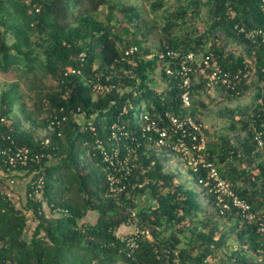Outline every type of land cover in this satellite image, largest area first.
Instances as JSON below:
<instances>
[{"label":"trees","instance_id":"16d2710c","mask_svg":"<svg viewBox=\"0 0 264 264\" xmlns=\"http://www.w3.org/2000/svg\"><path fill=\"white\" fill-rule=\"evenodd\" d=\"M176 1L178 13L163 17L167 43L154 51L143 44L152 26L159 28L164 0L151 4L152 20L143 16L145 5L126 0H0V74L16 72L14 80L0 81V264H211L226 248L225 264H264V235L256 225L237 208L222 212L206 168H190L186 179L180 169L168 172L166 161L175 154L147 130L152 121L170 128V115L189 114L201 124L198 96L209 87L202 75L201 82L194 77L192 105L182 107L180 77L166 71L170 64L177 73L178 62L160 53L213 54L231 71L254 64L262 104L232 156L247 158L259 173L250 188L240 190L232 176L231 184L264 216V158L258 161L254 142L256 130L264 133V38L236 29L264 34L262 0ZM102 7L105 19L98 17ZM204 9L209 28L196 29L194 38L172 32L180 18L185 23L190 12L198 19ZM218 32L243 53L205 47ZM131 46L139 52L129 59L124 51ZM242 88L229 96L243 98L250 87ZM21 148L30 158L11 165ZM216 149L206 143L201 153L229 180L230 151ZM117 150L124 161L117 175L126 187L114 192L109 157ZM140 195L149 197L147 205L136 203ZM134 222L150 227L152 238L140 239L132 253L118 235Z\"/></svg>","mask_w":264,"mask_h":264},{"label":"built area","instance_id":"2783aa9c","mask_svg":"<svg viewBox=\"0 0 264 264\" xmlns=\"http://www.w3.org/2000/svg\"><path fill=\"white\" fill-rule=\"evenodd\" d=\"M228 3L230 0H226ZM262 9L264 11V0H262ZM229 14L234 15L235 12L231 8ZM239 32L246 35V37L255 38L264 34L260 30H246L243 27L236 25ZM139 52L137 46H131L124 51L126 57L131 59ZM153 55H147L146 59H150ZM161 59H168L177 61V73L170 66L167 67V73L180 77L181 85L185 89L182 95V107L189 109L191 107V87L193 79L202 75L204 80L208 81V86L215 88L216 86H223L227 92L239 94L242 87L250 84L254 77L252 69L246 66L244 69L231 71L223 68L217 61L214 60L213 54L196 55L194 52L182 54L179 50L167 49L165 52L159 54ZM135 59V57H134ZM75 72L70 69V72ZM264 73V67L261 70ZM259 81V79L257 80ZM170 128L166 126L160 127L157 122L152 121L148 124L147 130H153L159 134L157 145L170 150L171 153L179 157L183 163L188 164L195 172L202 166L208 171V180L210 181L209 190L216 195V202L222 212L230 211L233 207L241 211L242 216L247 219L248 223L255 224L257 232L264 235V216L258 212L251 211V204L242 198L233 188L232 184L223 177L222 173L214 163L207 161L205 156L201 153L205 149L206 139L202 132V125L196 121L191 115L185 117H178L170 115ZM201 137V138H200ZM190 138V143L186 141ZM200 139V140H199ZM199 140V142H198ZM254 142L259 150L264 154V133L262 131H255ZM119 151L117 150L112 157H109L112 171L108 174V180L111 191L119 192L125 189L123 181H120L117 173L123 170L124 161L117 158ZM30 158L29 150L26 148L19 149L15 155L10 157V164L15 165L26 164ZM39 159V157H36ZM62 214H67V211H60ZM123 234H126L122 237ZM118 235L123 242H127L128 247L132 250L139 247L140 239H151L152 233L148 226H142L140 223L134 222L131 224L129 231ZM150 264V263H138Z\"/></svg>","mask_w":264,"mask_h":264},{"label":"rangeland","instance_id":"374dc122","mask_svg":"<svg viewBox=\"0 0 264 264\" xmlns=\"http://www.w3.org/2000/svg\"><path fill=\"white\" fill-rule=\"evenodd\" d=\"M125 1V0H123ZM128 4H138V5H145V11L143 16L147 17V19L152 20L153 14L151 13V4L154 1H161V0H126ZM205 1V0H204ZM108 13L107 7H102L98 13V17L100 19H105L106 15ZM170 14H177L178 13V6L176 0H164L163 8L159 12V28L153 25L152 31L149 36L144 42L145 47L152 48L154 51H157L160 47L161 40H164L165 43H167L166 39H161L162 35L166 32L163 30V26L166 24V21L163 19L166 15ZM186 22H182V18H180L176 22V26H173L171 28L172 32L175 33V35H179L182 38H185L186 36H189L191 38H194L196 34L195 32H199L196 29L206 30L209 28L211 24V19L208 18V13L204 9V12L202 13L201 17L198 19H192L190 12L186 16ZM155 22V21H154ZM160 31V32H159ZM205 47L210 45H214L217 47H222L226 52L229 51L232 47H234L237 51L235 54L239 55L240 53H243V47L238 46L235 43L228 42L222 35V33H216L214 35L209 36V40ZM201 47V46H199ZM198 47V48H199ZM252 72L254 74V77L250 81L249 84V90L246 92V95L241 99H234L230 97L229 93L226 92V90H223L222 88H212V87H206L205 88V94H202L203 98L201 101L204 105H208L209 108L205 109L204 107H199V120L202 124V132L205 135L206 143L208 145H211V148H217V152L221 153L222 149L225 147L230 151L229 155L231 156L230 162L228 164V181H231V176L234 179V183L231 181L230 183H233L236 187L239 189L243 188L244 186L251 187L250 182H254L257 180V175L259 173L258 167L254 163L250 164L249 160L247 158H244L242 155H240L242 152L239 153V157H235L236 153L234 154V157L232 156L233 149H240L241 142L244 141V139L248 136L249 130L251 128L254 129V113L255 109L258 105L262 104V98L259 95V81L257 75V69L250 62ZM16 78V72H9L6 74H0V81H10L14 80ZM202 76L197 75L196 81L201 82ZM159 86H161L162 82L161 79L158 80ZM23 88H27V86L23 83ZM158 87V86H157ZM96 98V95H94ZM206 99H210L207 103L205 102ZM249 123L251 126L245 125V123ZM258 152V161H261L263 159L264 154L262 150H259L257 148ZM161 155L163 158H165V152L161 151ZM219 159H217L218 161ZM165 169L170 171H178L180 169V172L183 176V179H186L189 176V169L190 166H186V164L183 163V161L177 156L173 155L172 158L169 157L166 161ZM221 166V165H217ZM234 171V173H233ZM247 173V175H246ZM239 174V176L237 175ZM240 189V190H241ZM22 197L25 199V193H22ZM140 202L142 205H147L149 202V197L146 195H140L139 199H136V203ZM127 231L126 228L121 227L120 234H123ZM232 243V242H231ZM228 253L229 249H223L218 252V255L215 256L211 260V264H225L224 261L221 260L222 253Z\"/></svg>","mask_w":264,"mask_h":264},{"label":"crops","instance_id":"0c3cea01","mask_svg":"<svg viewBox=\"0 0 264 264\" xmlns=\"http://www.w3.org/2000/svg\"><path fill=\"white\" fill-rule=\"evenodd\" d=\"M204 92H205V91H202L201 94L198 96V100H199V102H200V103L197 104L198 112H199V107H200V106L204 107L205 109H208V108H209L208 105H204V104L202 103L203 101H201L202 98H203L202 94H205ZM208 101H210V99H206L205 102L207 103ZM263 158H264V157H263Z\"/></svg>","mask_w":264,"mask_h":264}]
</instances>
